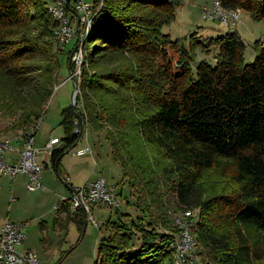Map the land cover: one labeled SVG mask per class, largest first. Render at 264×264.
I'll use <instances>...</instances> for the list:
<instances>
[{
	"label": "trees",
	"instance_id": "16d2710c",
	"mask_svg": "<svg viewBox=\"0 0 264 264\" xmlns=\"http://www.w3.org/2000/svg\"><path fill=\"white\" fill-rule=\"evenodd\" d=\"M180 3L103 0L76 81L72 47L58 46L46 1L0 0V117L9 119L0 130L38 121L63 54L79 91L76 109L61 108L62 135L45 166L59 175L87 127L103 134L135 192L137 214L103 223L94 264H179L174 217L186 209L198 264H264V38L248 62L235 30L191 33L185 44L162 30ZM221 4L264 17V0ZM214 48L212 60L197 58ZM60 206L84 224L82 208L65 198Z\"/></svg>",
	"mask_w": 264,
	"mask_h": 264
},
{
	"label": "rangeland",
	"instance_id": "374dc122",
	"mask_svg": "<svg viewBox=\"0 0 264 264\" xmlns=\"http://www.w3.org/2000/svg\"><path fill=\"white\" fill-rule=\"evenodd\" d=\"M85 1L89 4L95 3L94 11H96L99 0ZM212 1L181 0L180 5L175 10V18L170 23L164 24L162 30L168 32L174 39L180 37L185 44H187V39L191 33L203 38L217 36L227 30H235L244 43V60L246 62L251 61L255 54L253 47L255 40L264 38V17L252 18L240 8L241 12L237 20L230 22L227 26L217 17L204 16L201 10L202 6L210 7ZM91 18L97 19V17ZM72 22H76L75 17H72ZM84 25V22L78 24L81 29L82 41L87 33ZM90 27L91 24L88 30ZM79 37L76 31L74 37L61 47L66 49L64 53L67 54L68 48L71 49V47L73 51ZM75 41L77 42L75 43ZM215 50V48L211 49L209 53L204 54L197 52V58L205 56L212 60ZM72 55L71 52L70 59L75 63V70L72 75L76 76L77 81L80 63L78 64L73 60ZM72 77L68 72L65 56L60 54L55 84L52 85L51 95L44 105V112L38 119L34 135V147H43L50 136L58 138L61 136L60 111L63 106L71 102V92L75 81ZM8 121V118L0 117V128ZM18 134L19 128L7 131L0 130V138H13ZM20 142V140H13L12 144L18 146ZM85 143L90 145L92 155L85 154L87 156L86 162L81 171L72 170L73 178L83 181L86 179L94 180L99 177L104 178L108 184L113 186L119 202L116 207L106 205L92 207V214L98 222V226L91 224L86 219L89 212L86 213L85 224L78 226L66 215V211L61 206L58 210L54 207L55 204L61 205V199L69 198L70 191L67 188V182H73V180L69 181L62 169L58 175L50 166H44L38 177L40 186L32 190L27 189V175L25 173L17 172L11 177L5 172H0V222L4 218H8L15 223H25L22 228L25 236L22 241L15 244V248L19 252L30 250L35 253L36 264H94L96 245L103 232V223L108 219L116 220L118 215L129 221L133 215L137 214L133 203L135 192L122 178L120 165L111 158L110 148L104 140L103 134L96 135L95 132L85 127L83 137L78 140L77 146H84ZM72 150L73 148L68 151V154ZM42 152H37V159ZM7 156L16 158L17 154L14 151H7ZM11 160L9 161L11 162ZM62 177H66V181ZM81 218L83 220V213ZM190 251L186 253L185 259H193V264H198L194 253Z\"/></svg>",
	"mask_w": 264,
	"mask_h": 264
},
{
	"label": "built area",
	"instance_id": "2783aa9c",
	"mask_svg": "<svg viewBox=\"0 0 264 264\" xmlns=\"http://www.w3.org/2000/svg\"><path fill=\"white\" fill-rule=\"evenodd\" d=\"M46 7L50 16L56 22L55 35L58 41V46L63 47L67 44L78 32L79 41L72 51V59L78 64L81 61V29L78 27L80 22H84L85 30L91 24V17H99L98 11L102 6V0H99L96 11H94V3L89 4L85 0H45ZM204 16L217 17L225 25L230 22H235L239 17L241 9L239 7L227 8L222 6L221 0H213L210 7L202 6ZM72 17L76 18V22H72ZM79 28V29H78ZM38 121L29 125L27 128L19 131L18 135L13 138L3 137L0 138V172H5L13 177L17 172H22L27 175L26 186L27 189H35L40 186L38 179L41 170L45 166L44 162H38L35 159L36 149L33 146L34 135L37 129ZM13 140H20L22 147L19 150L18 156L15 160H11V156H7V151H18L17 145L15 146ZM59 141L58 137L50 136L46 141L43 151L47 154L50 153L53 145ZM92 155L90 148H86ZM84 148L76 150L77 153H82ZM11 160V162L9 161ZM68 202L71 210L76 207L83 209L85 216L89 212L88 222L98 226V222L92 214L93 206H118L119 202L115 196L113 186L108 184L104 178H96L94 180H84L79 185L73 187L70 193ZM62 200V199H61ZM54 207L57 209L58 204ZM191 214L190 209L184 210L182 216H175L174 222L181 227L180 236L171 242L174 247L175 256L179 264L186 262V253L193 247L194 240L192 235L187 231L188 221L185 219ZM25 223H15L8 218H4L0 223V264H36L37 258L32 251L19 252L15 248V244L23 240L25 233L22 228Z\"/></svg>",
	"mask_w": 264,
	"mask_h": 264
},
{
	"label": "crops",
	"instance_id": "0c3cea01",
	"mask_svg": "<svg viewBox=\"0 0 264 264\" xmlns=\"http://www.w3.org/2000/svg\"><path fill=\"white\" fill-rule=\"evenodd\" d=\"M82 137H83V135H81V138ZM81 138H78V140L81 139ZM78 140H77V142H78ZM77 142H76L75 146L72 147L73 150H72L71 153L68 154V151L70 149H72V148H70L67 152H65V154L61 158V164H60V171L62 169V171L65 173V175L69 179V181L73 180V182H67V188L69 189L70 193L72 192L73 187L79 185L83 181L82 179L75 180L73 178L72 170L74 169L75 171H78V170L81 171L82 168H83V164H85V162H86L85 160L87 158V156L85 154L89 153V151L86 148H90V150L92 151V149H91V147H90V145L88 143H85L84 146H77ZM58 143L59 142L55 143L53 145V147L56 146ZM21 147H22V143L20 142L19 145L17 146V150L18 151H15L17 156H18V153H19V150L21 149ZM37 147L38 146L34 147L36 149V153H35L36 161H38V162L42 161L44 163L48 162L50 154H47V153H45L43 151L44 146L43 147H39V148H37ZM81 148H84L86 150H84V152H82V153H77L76 150L81 149ZM40 151H43L42 153L44 155L41 153V156H39V159H37L36 154H37V152H40ZM11 158H13V156ZM13 159H16V158H13ZM66 177H62V179L64 181H66V179H67Z\"/></svg>",
	"mask_w": 264,
	"mask_h": 264
},
{
	"label": "water",
	"instance_id": "95a60500",
	"mask_svg": "<svg viewBox=\"0 0 264 264\" xmlns=\"http://www.w3.org/2000/svg\"><path fill=\"white\" fill-rule=\"evenodd\" d=\"M77 93H78V86H77L76 81H74V88H73V90L71 92V102L70 103L73 106V108H75V109H76L75 99H76ZM76 142H77V139L72 143L70 148L75 146ZM84 224H85V213H84Z\"/></svg>",
	"mask_w": 264,
	"mask_h": 264
}]
</instances>
